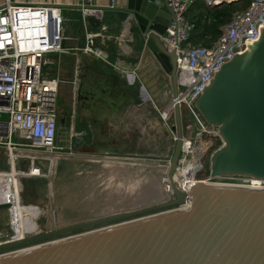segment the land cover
Here are the masks:
<instances>
[{
    "label": "water",
    "instance_id": "obj_1",
    "mask_svg": "<svg viewBox=\"0 0 264 264\" xmlns=\"http://www.w3.org/2000/svg\"><path fill=\"white\" fill-rule=\"evenodd\" d=\"M89 8L100 11L99 17L86 16L92 28L116 20L120 31L142 32L146 37L138 70L142 81L148 86L142 70L153 61L169 77L176 97V51L167 50L158 36L166 35L173 17L168 0H112L107 6ZM103 57L117 62L107 51ZM196 107L209 125L221 128L225 139L210 158L209 178L247 174L264 179V28L249 50L223 65ZM175 117L177 140L168 168L171 199L0 245V251L11 250L0 253V264H264V188L204 180L188 189L178 187L174 175L184 136L180 105ZM186 197L191 199L189 207L172 210ZM166 207L171 211L142 216ZM134 216L138 217L112 224ZM41 241L47 242L21 247Z\"/></svg>",
    "mask_w": 264,
    "mask_h": 264
},
{
    "label": "built area",
    "instance_id": "obj_2",
    "mask_svg": "<svg viewBox=\"0 0 264 264\" xmlns=\"http://www.w3.org/2000/svg\"><path fill=\"white\" fill-rule=\"evenodd\" d=\"M197 1L168 0L173 17L166 35L157 34L167 50L176 51L178 95L174 96L170 82L172 88L159 112L167 126L170 127L174 119L173 125L176 127L175 108L180 105L183 128L185 117L189 119L193 116L202 128L198 137H202L201 133L207 131L222 142L218 147L220 148L225 144L221 128L209 125L202 118L196 102L223 65L246 51L250 41L259 38L264 27V0H250L247 7L235 11L231 19L221 27V34L209 46L198 45L190 40L194 25L188 19V11ZM203 1L209 6H215L237 0ZM91 2L92 0H82L80 4L84 22H87L86 16L89 14L100 16L98 9L89 8L92 6ZM64 9L58 4L14 3L11 0L0 5V151L7 154L11 150H23L46 155L62 153L64 150L57 143L60 56L68 52L63 46L66 37ZM106 25L104 22L97 32L94 29L86 32L88 43L85 51L103 57L96 39ZM131 77L134 81L135 75ZM71 128L75 135L74 127ZM171 135L176 143L177 130L176 135L172 131ZM198 139L189 141L196 145ZM184 141L185 135L177 167L187 157ZM211 144L212 141L208 142V147ZM205 152L206 150L202 152V148L199 149L200 157ZM172 154L165 164L170 163ZM20 158L31 160L30 172L34 167L38 171L44 169L36 161L41 162L45 158L26 153H21L16 160ZM219 179L223 177L208 178L211 183L222 184L218 183L222 182ZM190 203V197H186L177 207L184 209Z\"/></svg>",
    "mask_w": 264,
    "mask_h": 264
},
{
    "label": "rangeland",
    "instance_id": "obj_3",
    "mask_svg": "<svg viewBox=\"0 0 264 264\" xmlns=\"http://www.w3.org/2000/svg\"><path fill=\"white\" fill-rule=\"evenodd\" d=\"M241 7H244L243 3H241ZM70 10L71 9L69 8L64 9L67 35L71 32L77 34L81 25V22L77 21L76 14ZM207 40H210V38L206 39V41ZM92 56L93 55H85L84 58L88 59V61H94V56ZM67 60L68 57L66 56L65 61ZM65 65L72 66L71 62H65ZM106 70H109L108 74L111 75L112 79L115 78L116 82H118L119 85H122V80L119 77L120 75L117 76L116 73H114L115 75H112L110 73L113 72L111 68H106ZM86 73L87 71H84L82 76ZM70 90L71 86L67 82H61L57 101L59 114L57 123V143L63 146L64 150L61 151L62 153L44 154L46 158L53 157V159L58 162L57 166L51 167L52 165H50L51 163L47 159L44 161L42 160L41 162L36 161L44 167V171H38L34 167L30 172L32 162L29 158H20L16 160L15 168L18 172L23 174L19 179L20 185H17L16 188L17 190H20V193L16 194L14 193L13 184L10 183L16 181L12 180L9 182L11 178L9 175L12 174V171H10V156L4 151H0V173L4 171L8 174V177L0 175V243L7 242L6 236H10V239L14 238L17 240V238L21 237V234L25 233L26 230L39 228L37 232L30 234L35 235L48 230V225L50 224H53L51 229H56L58 228V219H61L62 215H64L65 219L74 223L93 219L98 215L102 216L103 214L109 215L110 213H117V211L119 212L120 209L124 208L131 209V207L135 205V200H138L136 204L144 202H148L147 204H149V202H153L152 200L154 198L152 196H162L165 198L168 196V184H166V179L163 176L159 177L152 173H144V175L137 177L135 173H132V176L124 178L126 175L123 176L119 174V169L114 170L107 167L93 170V167L90 164V166L85 165L87 163L84 164V161L74 159L75 157L80 156H111L117 158L128 157L145 159L148 161L154 160L158 161V164L161 166H169V164L165 163L170 159V155L174 151L175 141L172 138L173 135H171V131L174 135H176L174 119L169 127L167 126L168 124L166 125L162 121L160 112H158L155 118L151 116L150 119L147 118L148 115L138 113L141 117H138L136 122H134V126H132V129L134 130V140L132 141L134 149L104 147L92 150L90 146L92 138L91 133L87 131L88 134L83 138L81 137L80 132L84 130L86 123L84 118H82L79 123L77 122V119L80 118L81 115H79L78 112L74 113L75 109L73 108V100L71 102ZM143 96L144 94L141 93V97ZM141 101L140 105L142 106L140 107L142 108L143 106L151 104L143 102V100ZM134 104L136 103H132L130 105ZM187 112L190 113L189 111ZM193 119V116L189 117V119L185 117V139L186 137H188L189 140L203 138L207 146L208 142L212 141V144L205 149V154L201 157L199 156L200 161L203 164V168L201 171H197L194 176L197 180H205L209 178L210 157L213 151L218 148L222 142L211 136L207 131L201 133L202 137H198V132L201 129L198 128L199 126L195 123V119ZM199 119H201V117H199ZM74 124L76 125L74 131L76 134L73 136L71 127ZM69 156L73 157V160H66ZM187 164H189V161ZM96 167L101 166L99 165ZM152 169L154 171L156 170L155 168ZM52 170L53 172H51ZM14 177V179H16L20 176L16 175ZM188 177H191L190 174H188ZM244 177L247 176L234 175L226 176L219 180L227 183L259 184V181L253 182L252 180L245 179ZM261 184L264 185V182H261ZM20 194L21 197L19 198ZM97 199L99 202L96 203ZM16 200H19V202L25 207L23 211L18 213L17 205L15 207ZM38 207H41L40 209H42L39 212ZM111 208L112 210H109ZM169 208L172 207L150 211L146 214H142V216L151 215ZM21 214L23 215L22 221H24V216L27 215L26 218L28 222V224L24 226V230L21 229L23 232L18 229L20 225L19 215ZM135 217L138 216L118 220L112 222V224L123 220L133 219ZM108 224L110 223L83 229L65 236L82 233L97 227L106 226ZM42 242L45 241L36 242V244ZM33 244L35 243H30L21 247ZM18 248L19 247L14 249ZM7 251L11 250L0 251V253Z\"/></svg>",
    "mask_w": 264,
    "mask_h": 264
},
{
    "label": "crops",
    "instance_id": "obj_4",
    "mask_svg": "<svg viewBox=\"0 0 264 264\" xmlns=\"http://www.w3.org/2000/svg\"><path fill=\"white\" fill-rule=\"evenodd\" d=\"M6 1L0 0V5ZM11 1L14 3L58 4L62 7L66 6V9L69 8L76 14L77 21L81 22V25L77 34L71 32L67 35L65 27L66 37L63 46L68 49V52L62 53L60 56L59 78L60 84L67 82L71 86V102L73 100L74 113L78 112L81 115L77 122L79 123L82 118L85 119L86 127L80 132L81 137L86 136L87 131L91 133L90 146L92 150L104 147L134 149L132 126L137 118L141 117L138 113L148 115L149 119L151 116L155 118L159 109L163 108L161 104L167 100L169 90L172 88L162 68L157 63V65L153 64V61L147 63L142 70V74L147 78L148 86L142 81L141 73H138L146 39L142 32L135 29L131 30L132 34L120 31V22L116 20L107 23L106 28L100 31L96 40L97 46L102 49L103 53L107 51L117 57V62L112 64L106 58L98 57L93 52H87L84 49L88 43L86 32L92 31V29L96 32L99 30L91 28L88 22H84L83 11L77 7L82 0ZM111 2L112 0H92L91 5L107 6ZM198 3L199 5L206 4L203 0H198L190 9L195 8ZM85 55H93L94 61H88L84 58ZM66 56L68 57L67 61H65ZM65 62H71L72 66L65 65ZM106 68H111L112 75L114 73L117 76L120 75L122 85H119L115 78L112 79ZM84 71L87 73L82 76ZM132 75H135L134 81H132ZM141 93L144 94L142 98ZM95 98L103 99L101 103L103 107L97 109L96 104L92 105L91 101ZM141 100L151 104L142 108L140 107L142 106L140 105ZM132 103L136 104L130 105ZM72 127L75 129L76 125L74 124Z\"/></svg>",
    "mask_w": 264,
    "mask_h": 264
},
{
    "label": "bare ground",
    "instance_id": "obj_5",
    "mask_svg": "<svg viewBox=\"0 0 264 264\" xmlns=\"http://www.w3.org/2000/svg\"><path fill=\"white\" fill-rule=\"evenodd\" d=\"M264 28V27H263ZM263 35V29L261 30V33L259 35V38L256 40V41H250L249 42V45L246 49L249 50L250 47L255 43L257 42L258 40H260V38L262 37ZM246 51H244L243 53H245ZM242 53V54H243ZM166 116V115H165ZM195 123H197V125L199 126L198 128L199 129H202L200 124L195 120ZM208 146L206 144V142L202 139H199L198 142L196 143V145L192 144L191 141H189L188 137H186L185 141H184V148H185V153H186V160H183V162L181 163L180 167L178 166L177 167V170L175 172V175H174V180H175V183L178 187L182 188V189H188L193 183L197 182V179H195V175H196V172L197 170L201 169L202 168V163L199 161V149L202 148V151L204 149H206ZM21 153H26L27 155H30V156H33V157H42V158H45L47 160L50 161V165H52L51 167H55L57 166L58 162L55 161V159L52 158H49V157H45L44 155L43 156H39L38 154H35V152H29V151H23V150H19V151H14V150H11L8 152V155L10 156V164H11V169L10 171H12V174L9 175L11 176L10 181L12 180H15L16 182H10L11 184H13V187H14V193H20V190H17V185H20V181L19 179L22 177V173L18 172V170L15 168L16 167V157H18ZM73 157H67L66 160H73L72 159ZM109 159V160H107ZM74 160H82L84 161V164L85 165H91L94 169H103V168H109V169H119V174L121 175H126L124 176L127 177V176H132V173H135V175L138 176H141V175H144V173H152V174H155L156 176H163L165 177L166 179V184L167 185V188H168V191H167V197H159V196H152L154 199L152 200L153 202H149V204H147L148 202H144V203H141V204H136L138 200H135L134 202V206L130 208H124V209H127V210H124V209H120L119 211H122V212H125V211H130V210H136L138 208H142V207H145V206H148V205H154V204H158V203H161L165 200H169L172 198L173 196V192H172V186H171V183H170V180L168 178V168L169 166H161L160 164H158V161H154V160H145V159H139V158H128V157H125V158H117V157H111V156H101V157H91V156H80V157H75ZM189 161V164H187V162ZM170 164V163H169ZM89 165V166H90ZM101 166V167H96V166ZM50 167V169H51ZM152 168H155L156 170L154 171ZM33 169V168H32ZM9 171V172H10ZM44 171V170H43ZM1 172V171H0ZM53 172V170L51 171ZM29 174V173H28ZM188 174H190L191 177H188ZM1 176H5V177H8V174L7 172H2L0 173ZM16 175H19L20 177L14 179ZM26 175V174H25ZM247 177H244L245 179H250L252 180L253 182L255 181H259V184H253V183H226V182H218V183H222V184H239V185H242V186H249L251 188H264V185L261 184V182H264V179L260 178V177H257L255 175H245ZM208 179H205L204 181L206 182H210L209 180L207 181ZM217 184V183H216ZM21 197V194L19 196V198ZM156 201V202H154ZM99 202L98 199L96 200V203ZM146 203V204H145ZM18 207L17 209V213L20 212V211H23L24 210V206L22 203L19 202V200H16V203H15V207ZM41 207H38V212L41 211L42 209H40ZM44 209V208H43ZM178 209H181L180 207H175L173 208L172 210H178ZM109 210H112L109 209ZM108 210V211H109ZM124 210V211H123ZM166 211H171V210H168L166 209ZM102 213V212H100ZM98 213V214H100ZM31 214V213H30ZM32 215V214H31ZM30 215V217H31ZM105 215V214H103ZM22 214L19 215V221H20V225L18 227V229L23 232L21 229L24 228V226L26 224H28L27 222V218L26 216H24V221H22ZM98 217H102L100 215L98 216H95L94 218H98ZM51 222V221H49ZM48 222V224H49ZM72 222L68 221V219H65L64 215L61 216V219H58V226L60 225H68V224H71ZM53 224H50L48 225L49 229H51L53 226ZM52 226V227H51ZM39 229V228H38ZM38 229H32V230H26L25 233L22 234V238L19 239V240H22V239H25V238H28V237H31V236H34V235H30L31 233L33 232H37ZM48 229V230H49ZM24 230V229H23ZM35 235H38V234H35ZM62 238V237H60ZM19 240H16V241H19ZM52 240H55V239H50V240H47V241H52ZM16 241H13V242H16ZM45 241V242H47ZM11 243V242H10ZM44 243V242H42ZM41 243H38V244H33L31 246H35V245H39ZM27 247H30V246H27ZM25 248V247H23Z\"/></svg>",
    "mask_w": 264,
    "mask_h": 264
},
{
    "label": "trees",
    "instance_id": "obj_6",
    "mask_svg": "<svg viewBox=\"0 0 264 264\" xmlns=\"http://www.w3.org/2000/svg\"><path fill=\"white\" fill-rule=\"evenodd\" d=\"M250 0H237L224 2L215 6H207L202 3L188 12V19L194 25L190 40L195 44L209 46L221 34V27L227 23L233 13L247 7ZM241 3L244 7H241ZM210 38V40H207ZM136 96V94H133ZM142 98V97H141Z\"/></svg>",
    "mask_w": 264,
    "mask_h": 264
},
{
    "label": "flooded vegetation",
    "instance_id": "obj_7",
    "mask_svg": "<svg viewBox=\"0 0 264 264\" xmlns=\"http://www.w3.org/2000/svg\"><path fill=\"white\" fill-rule=\"evenodd\" d=\"M102 101H103V99H101V98H98V99H93L91 102H92V105L93 104H96V106H97V109H99L98 107H103L102 105H101V103H102ZM96 108V107H95ZM74 136V135H73ZM176 144V143H175ZM175 144H174V148H175ZM174 152V151H173ZM124 211V210H123ZM120 212H122V211H117V213H120ZM111 214H116V213H110L109 215H111ZM105 216H108V215H105ZM102 217H104V215H102ZM49 229V228H48ZM7 238H6V241L7 242H2V243H0V245H3V244H8V243H10V242H13V241H16L14 238H12V239H10V236H6ZM22 238V234H21V237H18L17 238V240H19V239H21ZM13 240V241H12ZM5 241V240H4Z\"/></svg>",
    "mask_w": 264,
    "mask_h": 264
}]
</instances>
